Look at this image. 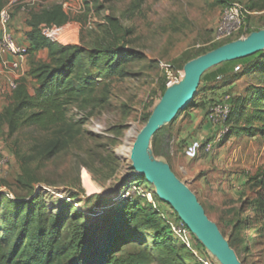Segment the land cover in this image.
<instances>
[{
	"label": "rangeland",
	"instance_id": "obj_1",
	"mask_svg": "<svg viewBox=\"0 0 264 264\" xmlns=\"http://www.w3.org/2000/svg\"><path fill=\"white\" fill-rule=\"evenodd\" d=\"M22 1L13 8L12 29L18 20L21 27L27 25L32 11L67 1L71 7L66 11L73 21L86 28L82 31L81 27L74 35V43L91 48L110 41L115 19L122 26V39L117 44L130 52L132 60L119 75L106 76L100 66L91 68L92 73L103 78L97 84L96 94L103 100L85 109L71 106L70 116L82 121V132L56 156L43 161L34 159L25 165L36 179L32 185L19 181L26 176L20 155H28L45 134L35 127H23L12 137L1 133L3 153L10 162L7 173L0 176V192L11 200L29 196L34 190L47 201L50 210H57V203L65 201L72 204L66 209L68 215L76 214L74 206L83 212L80 217L86 221L120 207L126 199L138 200L156 211L162 223L180 225L174 209L159 198L151 183L145 178L141 184L136 183L140 174L133 169L129 155L119 154V149L125 145L131 127L139 131L145 125L164 87L181 79L184 66L179 61L183 53L210 48L198 45L213 36L223 4H241L246 30L263 29L264 0ZM89 23L93 28H89ZM18 32L26 34L23 28ZM258 59L259 56H251L226 62L227 73L212 83H201L195 106L187 107L164 126L157 140L161 153L156 154L152 144L155 155L165 157L176 174L196 192L208 216L219 223L229 241L239 231L233 227V221L244 219L247 229L241 238L248 248L243 242L236 244L244 264H264L262 212L249 206L260 191L250 179H264V134L259 130L264 128V120L249 125L242 119L239 125L250 129L236 136L237 128L233 127L220 142H215L220 128L215 127L213 136L207 138L210 126L206 127V123L209 107L227 96L231 97L229 103L235 104L239 99L238 108L248 107L249 117L253 109L250 97L256 87L264 86V69L253 67ZM238 65L240 71L235 70ZM209 143L214 145L212 152L206 151ZM136 235L152 243L150 232L137 231ZM172 235L176 243L185 245L192 253V258L187 259L189 264H200L199 254L209 255L190 230Z\"/></svg>",
	"mask_w": 264,
	"mask_h": 264
},
{
	"label": "trees",
	"instance_id": "obj_2",
	"mask_svg": "<svg viewBox=\"0 0 264 264\" xmlns=\"http://www.w3.org/2000/svg\"><path fill=\"white\" fill-rule=\"evenodd\" d=\"M9 1L0 0V13ZM230 3H224L223 8ZM71 20L73 17L61 4L30 13L27 19L29 30L26 32L30 66L12 90L11 101L0 112L2 134L12 137L23 127H35L45 134L43 139L31 147L28 155H20L26 176L19 181L27 186L32 185L36 179L29 174L25 165L34 159L43 161L56 156L81 134L82 121L70 116L71 106L85 109L103 100L96 95L97 84L103 78L99 73H92L91 68L100 66L106 76L119 75L132 60L130 52L117 44L122 39V26L115 19H112L110 41L91 48L76 43L63 45L52 42L40 32L39 26L42 23L63 25ZM85 29L83 26L82 31ZM257 30L260 29L246 30L243 27L232 39L214 44L208 49L183 53L179 63L184 66L188 61L224 43ZM43 50H47L46 58L38 57ZM254 56H259L253 64L254 69L263 70L264 51ZM224 64L215 67L216 72L211 80L227 73L226 69H221ZM211 70L202 76L201 83L208 80ZM238 100L235 104L230 102L231 112L227 121L231 131L233 127L237 128L236 136L250 129L239 125L240 120L246 119L249 125L253 121L264 120V86L256 87L250 97L253 109L249 117H246L248 107L236 106ZM195 104L194 100L190 106L194 107ZM151 113L146 117V122ZM164 129L162 127L153 136L152 144L156 154L161 153L157 140ZM259 130L264 134V128ZM143 180L144 177L139 175L136 183L141 184ZM250 180L253 187L260 191L251 199L249 206L261 211V219L264 220V179ZM71 206V203L62 201L57 203V210H50L47 201L34 190L29 196H17L11 200L0 192V264H189L187 259L193 256L185 245L174 241L172 227L162 223L156 211L138 200L126 199L120 207L109 209L104 215L88 221L80 217L84 215L83 212L74 206L72 208L76 214L68 215L66 209ZM233 224L239 231L234 240L229 242L238 253L236 244L243 242L245 248H248L247 242L241 238L247 227L244 219L233 221ZM137 231L150 232L152 243L139 239ZM195 239L200 248L204 249Z\"/></svg>",
	"mask_w": 264,
	"mask_h": 264
},
{
	"label": "water",
	"instance_id": "obj_3",
	"mask_svg": "<svg viewBox=\"0 0 264 264\" xmlns=\"http://www.w3.org/2000/svg\"><path fill=\"white\" fill-rule=\"evenodd\" d=\"M264 51V28L224 43L190 61L181 79L167 86L145 125L137 132L130 151L133 169L151 183L159 198L169 204L203 247L219 264H244L219 225L212 220L196 192L172 169L165 157H157L153 136L170 124L195 100L202 76L223 63Z\"/></svg>",
	"mask_w": 264,
	"mask_h": 264
},
{
	"label": "built area",
	"instance_id": "obj_4",
	"mask_svg": "<svg viewBox=\"0 0 264 264\" xmlns=\"http://www.w3.org/2000/svg\"><path fill=\"white\" fill-rule=\"evenodd\" d=\"M22 0H10L0 13V62L4 69L9 68L11 71H16L22 62L27 59L29 47L20 43L12 29L13 22V8L22 4ZM64 10L71 5L65 1L60 3ZM242 6L238 2H232L223 8L221 19L209 41L199 47H210L214 44L224 42L234 38L240 33L244 27ZM89 28L93 26L89 23ZM81 26L76 21H69L63 25L42 23L39 26L41 34L51 40L52 42L60 43L63 45L73 44L74 35L78 34ZM12 56L14 59L9 61L6 57ZM236 71L241 70V66L235 67ZM178 81V80H177ZM176 81V82H177ZM174 83L171 81L170 84ZM169 84V85H170ZM17 86L16 82L11 84L12 90ZM230 96L225 97L221 101L214 102L208 109V122L214 127H219V131L215 142H220L222 138L230 132V125L228 119L231 112L229 103ZM214 150L213 143L206 146V151L212 152ZM10 159L4 155L3 147L0 143V176L5 175L9 168ZM173 232L181 234L183 229L188 227L180 221V225H172ZM202 264H219L210 255L199 254Z\"/></svg>",
	"mask_w": 264,
	"mask_h": 264
},
{
	"label": "crops",
	"instance_id": "obj_5",
	"mask_svg": "<svg viewBox=\"0 0 264 264\" xmlns=\"http://www.w3.org/2000/svg\"><path fill=\"white\" fill-rule=\"evenodd\" d=\"M20 23L21 21L19 20L13 23L14 34L16 36V39L20 43L25 44L29 47V40L27 39V35L23 34L22 32H18L20 28H23V30L27 32L29 30V27L27 25L21 27ZM46 56H47V50L41 51V53L38 55V57H42V58H46ZM6 58L9 61H12V59H14L12 56H7ZM225 64L221 66V69L224 70L227 69V65ZM29 66H30L29 58L25 59L16 71H11L9 70V68L4 69L0 62V112L11 101V96H12L11 84L13 82L18 83V81L26 75ZM215 72H216V68L214 67V69L211 70V73L207 76L208 83H212L215 81V80H211V78L213 79ZM206 127H209L207 138H210L211 136H213V130L215 127L212 126L210 122L206 123Z\"/></svg>",
	"mask_w": 264,
	"mask_h": 264
},
{
	"label": "bare ground",
	"instance_id": "obj_6",
	"mask_svg": "<svg viewBox=\"0 0 264 264\" xmlns=\"http://www.w3.org/2000/svg\"><path fill=\"white\" fill-rule=\"evenodd\" d=\"M137 131H136L134 126L131 127L128 130L127 135H126V143H125V145H123L119 149V154H121V155H129V157H130V151H131L132 143H133V141L135 139Z\"/></svg>",
	"mask_w": 264,
	"mask_h": 264
}]
</instances>
